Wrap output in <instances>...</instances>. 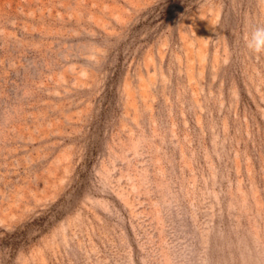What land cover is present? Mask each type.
Here are the masks:
<instances>
[{
  "label": "rangeland",
  "instance_id": "rangeland-1",
  "mask_svg": "<svg viewBox=\"0 0 264 264\" xmlns=\"http://www.w3.org/2000/svg\"><path fill=\"white\" fill-rule=\"evenodd\" d=\"M257 27L264 0H0V264H264Z\"/></svg>",
  "mask_w": 264,
  "mask_h": 264
},
{
  "label": "clouds",
  "instance_id": "clouds-1",
  "mask_svg": "<svg viewBox=\"0 0 264 264\" xmlns=\"http://www.w3.org/2000/svg\"><path fill=\"white\" fill-rule=\"evenodd\" d=\"M253 35L254 36H261L264 35V27H257L256 29H254L253 31ZM259 45V41L257 42V46H253L251 43L248 45L250 48H252L253 51L255 52H260L262 49Z\"/></svg>",
  "mask_w": 264,
  "mask_h": 264
}]
</instances>
